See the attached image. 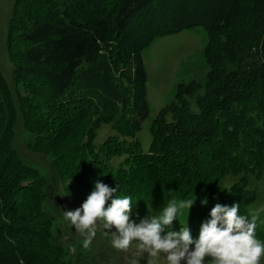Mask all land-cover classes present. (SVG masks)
I'll return each mask as SVG.
<instances>
[{"label":"trees","instance_id":"16d2710c","mask_svg":"<svg viewBox=\"0 0 264 264\" xmlns=\"http://www.w3.org/2000/svg\"><path fill=\"white\" fill-rule=\"evenodd\" d=\"M14 25L24 43L8 44L15 93L0 70V264H61L65 255L51 241L50 181L14 147L18 110L31 133L27 148L52 158L54 183L76 203L100 181L137 199L131 218L139 222L169 195L177 202L195 195L188 218L172 229L187 222L197 238L218 202L239 204L243 214L262 202L264 0H15L8 33ZM198 26L208 34L207 83L178 85L145 151L142 53L157 38Z\"/></svg>","mask_w":264,"mask_h":264},{"label":"clouds","instance_id":"9594fccd","mask_svg":"<svg viewBox=\"0 0 264 264\" xmlns=\"http://www.w3.org/2000/svg\"><path fill=\"white\" fill-rule=\"evenodd\" d=\"M169 196L158 213L137 223L131 219L137 199L97 181L80 207L62 211L63 219L83 237L84 248L92 244L100 227L111 237L114 249L128 252L134 246L146 252L147 264H158L159 260L164 264H261L264 240L257 238V229L264 225V207L241 214L239 204L217 203L210 211V218L201 224L198 237L193 238L187 222L180 223L178 232L172 225L174 220L180 222L182 215L188 218L197 197L177 202ZM202 203L206 205L207 200ZM113 228L115 232H111ZM69 251L75 253L77 249L69 246ZM128 264H139V261L128 257Z\"/></svg>","mask_w":264,"mask_h":264},{"label":"rangeland","instance_id":"374dc122","mask_svg":"<svg viewBox=\"0 0 264 264\" xmlns=\"http://www.w3.org/2000/svg\"><path fill=\"white\" fill-rule=\"evenodd\" d=\"M70 1L53 0L59 6L69 4ZM14 3L15 0H0V70L13 92L15 90V82H13L12 76L14 66L10 60L8 44L9 41L13 40L12 47L15 49H23L24 46L20 37L22 30L16 29L19 28V25H14L13 32L8 33ZM40 17L42 19L43 15ZM207 43L206 28L198 26L157 38L143 51L142 57L147 72V101L150 108L149 117L142 124V130L138 135L143 150H148L151 145L150 127L153 120L163 108L174 101L178 85L191 82L202 85L207 83L208 65L205 58ZM87 68L89 67L84 65L80 70L82 72ZM23 127V116L18 110L14 147L27 166L36 169L41 176L47 177L50 181V187L53 190L48 192L49 199L46 207L52 220V236L54 238L51 240L52 244L61 247L65 253L61 264H128V257L135 258L139 264H147L149 257L146 252H142L134 246L128 252L114 249L111 245V237L105 235L104 230L100 227L96 229V237L92 244L88 248L82 246L83 237L68 222L64 221L62 213V211L75 210L82 204L74 202L70 195L64 193L60 185L54 183L56 177L52 167V158L44 154L34 153L27 148L25 142L31 133H26ZM109 134V129L103 133L101 131L97 142L101 143ZM113 161L117 165L116 161ZM263 189L264 184L260 187L263 200L257 203L258 207L255 210L264 207ZM218 203L232 205V201H229V204L227 202ZM241 214L243 213L241 212ZM131 219L138 223L137 214L135 218ZM139 219H141L140 216ZM261 226L264 229V225ZM105 231L108 232L109 230ZM111 232H115V228ZM260 233H257L258 239L264 240V232ZM69 246H74L77 251L71 253ZM158 264H164V261L159 260ZM261 264H264V259H262Z\"/></svg>","mask_w":264,"mask_h":264}]
</instances>
